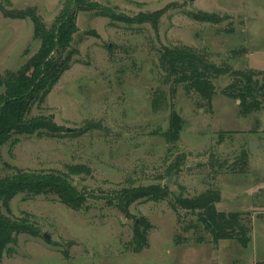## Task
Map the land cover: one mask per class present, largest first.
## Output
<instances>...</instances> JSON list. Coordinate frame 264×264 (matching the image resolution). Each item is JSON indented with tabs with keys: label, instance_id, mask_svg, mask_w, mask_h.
Wrapping results in <instances>:
<instances>
[{
	"label": "rangeland",
	"instance_id": "374dc122",
	"mask_svg": "<svg viewBox=\"0 0 264 264\" xmlns=\"http://www.w3.org/2000/svg\"><path fill=\"white\" fill-rule=\"evenodd\" d=\"M91 1L100 4L101 11L137 20L128 24L95 12L79 13L72 43L78 54L45 102L29 115L61 129L51 133L43 126L33 136L14 137L18 142H9L0 153L2 176L12 175V168L67 172L68 166L87 165L92 177L76 175L73 182L90 198L76 212L54 196L18 195L10 204L12 217L28 220L33 233L19 235L0 264H264V189L254 192L264 183V110L240 117L237 101L221 92L232 79L222 77L214 82L217 95L211 113L199 107L202 99L187 95L182 87L173 93L158 62L163 47L184 44L209 51L217 64L263 71L264 0ZM0 4L10 12L36 8L50 28L71 0ZM163 10L157 30L145 22L144 16ZM214 13L222 19L219 24L195 20ZM230 29L235 32L227 34ZM33 31L31 20L7 19L0 11L3 77L18 72L39 53ZM3 92L0 88V95ZM173 112L184 124L178 143L170 134ZM252 140L259 143L253 154ZM243 151L249 154L248 171L233 174L234 168L241 171ZM181 154L187 156L185 163L172 171ZM155 185L169 188L172 195L156 203L140 199L130 208L135 219L144 216L155 228L149 234L150 248L135 254L134 218H126L108 201L124 187ZM208 188L222 190L218 210L247 213L252 228L247 245L228 240L218 246L197 244V237L210 240L209 235L184 232L196 219L185 212L175 215L170 201ZM46 233L51 241L44 239Z\"/></svg>",
	"mask_w": 264,
	"mask_h": 264
},
{
	"label": "trees",
	"instance_id": "16d2710c",
	"mask_svg": "<svg viewBox=\"0 0 264 264\" xmlns=\"http://www.w3.org/2000/svg\"><path fill=\"white\" fill-rule=\"evenodd\" d=\"M102 8L100 4L91 0H71L70 8L59 15L56 22L48 28L36 8L10 12L0 4V11L5 18L31 20L34 26V39L40 42L39 53L30 58L18 72H10L6 77L0 74V88L4 89L3 94L0 95V153L2 147L13 141L14 137L33 136L41 132L43 126L51 133L61 129L30 119L29 115L36 104L45 102L62 75L69 71L73 57L78 54L72 43L78 33L79 13L95 12L113 22L128 24L137 20L123 13L118 15L111 10L101 11ZM165 12L166 10H163L144 16L145 22L150 21L157 30ZM195 20L213 25L222 21L216 13L202 14ZM234 32V29H230L226 33ZM212 59L213 55L209 51L183 44L163 47L158 62L166 84L171 83L173 86V93L177 87H182L187 95L195 94L202 99L205 104L201 103L199 107H206L211 113L217 95L214 82L222 77L232 79V83L221 92L231 100L240 101L238 105L240 117L247 118L264 110V70L248 67L243 70L235 69L228 62L217 64ZM170 125L171 140L174 143L180 142L184 124L176 112L171 116ZM88 129L82 132L90 131V128ZM17 142L18 139H15L12 143ZM240 155L241 171L238 172L234 168L233 174H245L248 171L249 154L243 151ZM186 157L183 154L179 155L175 164L171 166L172 171H179ZM12 169L10 176H2L0 173V258L3 257L6 248L17 244L19 235L33 233L28 220L12 217L10 204L18 195L54 196L64 206L76 212L83 209L90 198L86 190H80L73 182L76 175L92 177V168L87 165L68 166L67 172H27L18 168ZM171 195L170 189L161 185L124 187L123 190L116 192L115 198L110 199L108 203L116 205L126 218L133 219L130 208L140 199L156 203L170 199ZM221 201L222 190L208 188L195 196L174 197L169 204L178 217L181 212H185L196 219V223L191 222L184 228L185 233L193 231L195 235L201 232L209 235L210 240L197 237V244L208 241L218 246L221 241L228 240L247 245L252 239V228L246 220L247 213L220 211L217 206ZM134 221L131 252L141 254L143 250L150 248L149 234L155 228L144 216L134 218ZM182 243L180 237H177L176 244Z\"/></svg>",
	"mask_w": 264,
	"mask_h": 264
},
{
	"label": "water",
	"instance_id": "95a60500",
	"mask_svg": "<svg viewBox=\"0 0 264 264\" xmlns=\"http://www.w3.org/2000/svg\"><path fill=\"white\" fill-rule=\"evenodd\" d=\"M237 104L239 105L240 101H237ZM258 146H259V143L257 141L252 140L249 144V153L253 154L258 148ZM169 183H171V180L169 181ZM44 239L51 241V238L49 237L47 233L44 235Z\"/></svg>",
	"mask_w": 264,
	"mask_h": 264
},
{
	"label": "crops",
	"instance_id": "0c3cea01",
	"mask_svg": "<svg viewBox=\"0 0 264 264\" xmlns=\"http://www.w3.org/2000/svg\"><path fill=\"white\" fill-rule=\"evenodd\" d=\"M262 184H264V183H262ZM262 184H258L257 186V188L254 190V192H255V195H256V192H259V191H261L262 189H264L261 185ZM264 199V198H263ZM257 200V199H256ZM258 203V202H257ZM260 205H262V204H260ZM264 206V205H263ZM217 208H218V206H217ZM254 208V207H253ZM249 213V212H248Z\"/></svg>",
	"mask_w": 264,
	"mask_h": 264
}]
</instances>
